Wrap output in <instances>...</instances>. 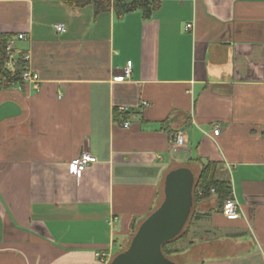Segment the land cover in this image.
I'll return each instance as SVG.
<instances>
[{
    "label": "crops",
    "instance_id": "1",
    "mask_svg": "<svg viewBox=\"0 0 264 264\" xmlns=\"http://www.w3.org/2000/svg\"><path fill=\"white\" fill-rule=\"evenodd\" d=\"M155 1L144 20L0 0V37L24 36L15 48L40 81L0 90V264H110L166 175L188 168L196 184L206 164L240 217L193 203L171 261L264 264V0ZM127 62L130 79L113 82ZM84 152L96 163L76 179Z\"/></svg>",
    "mask_w": 264,
    "mask_h": 264
},
{
    "label": "water",
    "instance_id": "2",
    "mask_svg": "<svg viewBox=\"0 0 264 264\" xmlns=\"http://www.w3.org/2000/svg\"><path fill=\"white\" fill-rule=\"evenodd\" d=\"M195 179L188 168L170 171L163 182L159 207L136 230L128 248L110 264H176L161 248L183 230L193 208Z\"/></svg>",
    "mask_w": 264,
    "mask_h": 264
},
{
    "label": "trees",
    "instance_id": "3",
    "mask_svg": "<svg viewBox=\"0 0 264 264\" xmlns=\"http://www.w3.org/2000/svg\"><path fill=\"white\" fill-rule=\"evenodd\" d=\"M61 3L71 9H80L84 7H92L94 16H98L102 13H107L110 10L113 11L117 18H121L129 13L140 11L143 19L148 20L152 13L157 9V3L155 0H53ZM10 37H0V90L12 87L16 82L20 80L21 66L17 70V75L11 77L10 74L4 68L5 60V46ZM216 165L206 164L202 166L200 174L198 176L196 184L193 188V203L199 200H206L211 197L217 199L218 204L221 205L226 199L230 198V187L227 183L218 181L216 179ZM211 190L214 192L211 193ZM198 193H201L198 198ZM198 196V197H197ZM136 232V231H135ZM134 232V233H135ZM133 233V234H134ZM184 235V230L171 242L162 246L161 251L164 257L170 259V257L176 254L178 251L172 247L173 243Z\"/></svg>",
    "mask_w": 264,
    "mask_h": 264
},
{
    "label": "built area",
    "instance_id": "4",
    "mask_svg": "<svg viewBox=\"0 0 264 264\" xmlns=\"http://www.w3.org/2000/svg\"><path fill=\"white\" fill-rule=\"evenodd\" d=\"M187 29L191 28V25L186 26ZM55 30L58 34H63L65 32V27L63 25H56ZM24 40L23 35H18L14 39L11 38L8 40L5 46V60H4V68L10 74L11 77H15L17 75V70L19 66H21V74L20 80L16 82L13 86L17 84H23L30 87L35 92L40 90V81L38 75L34 73L30 67L28 66L29 57L28 55H24L18 53L15 48L16 41ZM20 54V56H18ZM131 76V62H127L125 68L122 70L120 75L113 77V82L115 83H122L130 79ZM129 124L124 123L123 127L126 129L128 128ZM214 136L219 135V128H215L212 133ZM185 145L184 137L181 134L176 135V137L172 140V148L174 152H177L180 148H183ZM96 159L89 153H82L80 156L72 159L70 161V173L71 175L76 178L80 179L84 171L89 165L95 164ZM214 191L211 190V193ZM201 196V193H198ZM222 216L227 221H235L239 219V205L237 202L232 198H228L224 201L222 210ZM95 257L99 261L100 264H105L107 260V256L103 253H96Z\"/></svg>",
    "mask_w": 264,
    "mask_h": 264
},
{
    "label": "rangeland",
    "instance_id": "5",
    "mask_svg": "<svg viewBox=\"0 0 264 264\" xmlns=\"http://www.w3.org/2000/svg\"><path fill=\"white\" fill-rule=\"evenodd\" d=\"M171 260V259H170Z\"/></svg>",
    "mask_w": 264,
    "mask_h": 264
}]
</instances>
